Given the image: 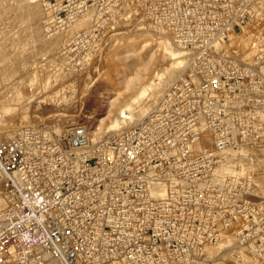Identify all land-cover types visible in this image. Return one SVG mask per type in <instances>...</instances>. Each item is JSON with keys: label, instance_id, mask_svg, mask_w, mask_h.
<instances>
[{"label": "built area", "instance_id": "2783aa9c", "mask_svg": "<svg viewBox=\"0 0 264 264\" xmlns=\"http://www.w3.org/2000/svg\"><path fill=\"white\" fill-rule=\"evenodd\" d=\"M115 2L129 4L155 31H170L191 61L157 105L129 128L96 140L85 124L26 127L0 138V264H209L205 246L192 260L168 234L181 228L186 209L175 199L181 195V187L175 188L181 167L176 175L169 172L170 149L181 140V128L196 125L199 115L210 116L213 124L227 117V105L239 95L251 98L256 113L264 115V93L248 91L245 78L208 71L224 58L216 54L218 44L264 19V9H257L258 0ZM231 80L238 93L227 88ZM185 108L191 113L187 123L181 117ZM248 111L239 108L233 116ZM214 126L216 150L198 159L219 156L232 145L229 133L236 141L253 129ZM161 188L165 195L156 197ZM257 208L259 222L244 207L233 208L226 221L237 227L239 246L264 259V206ZM213 237L221 235L216 231Z\"/></svg>", "mask_w": 264, "mask_h": 264}, {"label": "rangeland", "instance_id": "374dc122", "mask_svg": "<svg viewBox=\"0 0 264 264\" xmlns=\"http://www.w3.org/2000/svg\"><path fill=\"white\" fill-rule=\"evenodd\" d=\"M37 7L40 8L37 9ZM130 8L129 4H121L119 6L115 0H0V91H4L3 93L0 92V96L1 94L3 96L0 98V103H9L11 101L10 103L15 107L11 119L15 123L14 128L16 129L12 130L13 126L6 123H4L6 126L0 124L1 139L12 138L20 129L26 127L68 128L78 124H85L91 131L97 127L102 128L104 133L100 136H107L120 131L115 129L105 130L112 119L120 112L122 106L131 100L129 98L140 94L153 78L170 64L169 57L164 56L157 57L156 61L151 64L150 57L158 49V43L154 37L159 38L164 33L155 31L147 24H145V28L144 23H146V20H136L135 17L138 15L131 13ZM28 9L30 10L28 11ZM257 9H264V0H258ZM34 12L37 14H34ZM89 17L90 21H88ZM92 17H95V19L92 20ZM78 19L82 22L78 21ZM139 21L143 24H139ZM38 22L39 26L35 25ZM83 22L84 24H82ZM140 25L143 26L140 27ZM71 28L74 30L73 32ZM135 28L145 31L147 34H137ZM36 29H38L37 32L40 31V34L36 33L37 36L39 35L38 37L35 35ZM165 33L169 37H173L170 31H165ZM42 36L46 38L43 39ZM253 42L256 43L259 49L251 57L247 54ZM221 43L222 46H218L219 50L216 54L222 55L224 58L220 59L221 63L216 64L215 67H210L208 71L212 73L225 72L233 79H235V76H239V80L245 78L247 84H249L246 87L248 91L264 93V19H256L246 24L237 30L230 39H226ZM36 45L40 47L37 49ZM176 45L180 47L178 44ZM22 46H25V48ZM183 50L187 51L186 49ZM27 51L31 52L32 55L30 53L28 55ZM26 55L29 56V59L25 60L24 57ZM52 56L54 57V61L53 59L52 61L55 62V65L52 62L53 67L51 64L48 65L50 63L48 61L51 60ZM61 57L63 58L61 59ZM64 57L67 58L64 59ZM33 59L35 60L33 61ZM24 61L32 65L28 64V66L26 64V66ZM190 61L191 58L185 67L180 68L174 74L172 77L174 80L170 79L169 83H167V79H164L165 83H163L166 85H164L165 87H163V90L158 95L162 97L184 75ZM14 62L17 64H14ZM21 64L24 65L23 68L20 67ZM43 65L48 71L43 70ZM34 66L38 70L40 68L39 72L42 74L44 71L45 73L44 76L41 73L39 74L37 82L32 84L33 88L31 85L32 80L28 81V78L33 77V74L29 73L30 76H27V73L31 72L30 70L33 73ZM24 68H27L26 70L29 68V71L26 73ZM16 69L18 70L16 71ZM19 70H24L25 72H22L24 74H21ZM56 72H60L61 75ZM62 74L66 75L63 77ZM20 76L23 77L20 78ZM57 76L58 78H56ZM198 76L200 77V75ZM14 77L17 80L19 78L18 81L21 82L17 81L14 83L16 81ZM199 77L197 79H200ZM21 79L26 80L23 81ZM131 80H136L137 84L129 89L127 86ZM54 81L58 85L56 82L53 85L52 82ZM10 82L15 84V89L10 86L12 84ZM230 82L232 84L227 85V88L232 87L231 89L238 93V86L232 80ZM21 84L22 86L18 87ZM5 87H7L6 90L12 87L7 90L10 97L5 92ZM13 91L16 92L14 93ZM150 92L153 93V90H150ZM16 93L20 94V96H22V93L23 95L25 94L23 97L25 99L20 96L22 98H19L20 100L15 98L18 97ZM151 95L153 96L150 93L147 95L148 98L146 96L142 100L145 102H143L145 106L151 105L149 110L154 108L161 98L158 95L155 98ZM245 95L247 98L249 94ZM11 96L12 99L14 98V102L11 100ZM240 96L242 97L241 99L237 98L239 100L236 99L229 102L227 105L230 111L229 115L220 119L218 118L216 124L210 122V116L199 115L198 121L195 122L196 125H188L185 128H181V140L177 141V144L170 150L169 172L176 175L177 168L181 167V184H175V188L181 187V195L175 199L181 202V208L186 209L181 212V228L168 229V234L170 238L172 237L181 243V250H184V253L192 260L194 258L198 259L200 255L202 256L200 248L203 246H205L203 249L204 256L209 261V264H215L214 259L216 254H221L228 249L233 251V256H231L233 262L241 260L243 250L250 256L256 257L251 248L239 246L237 227L227 226L228 223L226 221L234 216V212H232L233 208L244 207L248 210L250 218L259 222L262 211L257 207L264 206V183L263 181L259 182L256 180L255 167H253L259 157L260 163L264 165V153H261L260 150L263 147L259 146L263 143H259V141H263L264 139V132L261 133L259 131L260 128H264V122H261L264 121V115L256 113L253 106L254 101H251V98L246 100L244 95ZM29 97H32L31 102ZM3 98L6 100H3ZM24 101L25 103L28 102V106L27 104L24 105ZM26 107H28V112L26 109H23ZM137 108L135 107L132 111L126 110L125 113L135 112L139 109ZM239 108H245L249 111L247 114L236 118L233 116V111L236 112ZM22 109L25 111L24 113H22ZM149 110H147L146 114ZM183 113L184 115L181 117L186 119L183 123H187V119L191 118V113L186 108ZM144 116L138 117L135 123L125 128L135 125ZM21 117L22 120L20 121ZM102 118L103 121H100ZM236 119L238 125L234 124ZM217 124L224 125V127L227 125L228 127L226 128L240 126L253 129H251L247 137L241 134L242 137L236 141L233 140V136L229 133L230 143L233 146L229 145L228 148L215 158L207 156L204 159H198L197 156L216 150L215 131H218L219 128H214V125ZM189 126L190 128H188ZM205 132L210 133L213 143L209 147H198L196 144ZM179 159H181V163ZM215 169L220 170V180L213 177ZM176 178L179 177L177 176ZM155 196L159 197L156 194ZM213 222H216V225L221 227H208ZM225 230L232 232L236 240L232 239L231 241L223 237L224 235L222 236V234ZM216 231L221 235L217 240L213 237ZM217 244L219 247H214ZM207 246L211 248L208 250ZM211 249H214V251ZM211 251L213 252L211 253ZM240 254L241 257L239 258L238 255ZM256 258L262 262L264 261V259Z\"/></svg>", "mask_w": 264, "mask_h": 264}, {"label": "bare ground", "instance_id": "6f19581e", "mask_svg": "<svg viewBox=\"0 0 264 264\" xmlns=\"http://www.w3.org/2000/svg\"><path fill=\"white\" fill-rule=\"evenodd\" d=\"M59 3V2H58ZM58 5V4H57ZM80 5V4H79ZM63 6V5H62ZM35 7V6H34ZM54 7V6H53ZM36 8V7H35ZM35 8H34V10H35ZM38 8H40V7H37V9ZM31 9V8H30ZM30 9H28V11L30 10ZM27 11V12H28ZM33 11V10H32ZM38 11V10H37ZM36 11V12H37ZM36 12H34V14H37ZM40 12V11H39ZM95 12V11H94ZM100 12V11H99ZM30 13V12H29ZM28 13V14H29ZM46 13H48V12H46ZM60 13V12H59ZM75 13V12H74ZM49 14V13H48ZM76 14V13H75ZM74 14V15H75ZM33 15V14H32ZM89 15V14H88ZM95 15V14H94ZM29 16V15H28ZM31 16V15H30ZM51 16V15H50ZM71 16V15H70ZM90 16V15H89ZM86 17V16H85ZM84 17V18H85ZM88 17V16H87ZM51 18H52V16H51ZM77 18V17H76ZM93 18V17H92ZM136 18V20H139V19H143L142 17H140V16H137V17H135ZM88 19V18H87ZM95 19V17L92 19V20H94ZM38 20V19H37ZM49 20H51V19H49ZM60 20V19H59ZM86 20V19H85ZM64 21V20H63ZM77 21V20H76ZM78 21H80V19H78ZM77 21V22H78ZM88 21H90V17H89V20ZM80 22H82V21H80ZM85 22H87V21H85ZM68 23V22H67ZM89 23V22H88ZM95 23V22H94ZM141 22L139 21V24H140ZM39 24V22L37 23V24H35V25H38ZM41 24H42V22H41ZM55 24V23H54ZM65 24V23H64ZM70 24V23H69ZM82 24H84V22L82 23ZM141 24H143V23H141ZM145 24H147V22L146 23H144V26H145V28H146V25ZM76 25H77V23H76ZM81 25V24H80ZM138 25V24H137ZM39 26V25H38ZM78 26V25H77ZM76 26V27H77ZM89 26V25H88ZM143 26V25H142ZM141 25H140V27H142ZM43 27V26H42ZM55 27V26H54ZM72 27V26H71ZM80 27V26H79ZM78 27V28H79ZM140 27H138V28H140ZM37 28V27H36ZM57 28V27H56ZM73 28V27H72ZM71 28V29H72ZM138 28H135L136 30V33L137 34H140V33H145V31H140ZM144 28V29H145ZM142 29V28H141ZM37 30L38 29H36L35 30V35H36V33L37 34H40V31H38L37 32ZM50 30V29H49ZM67 31V30H66ZM74 30L72 29V32H73ZM33 32V31H32ZM41 32H42V29H41ZM164 34H162V36L160 35L159 36V38H157V37H154L155 38V40H157V43H158V49L151 55V64H153L155 61H156V59H157V57H159V56H161V57H169V59H170V64L168 65V67L165 69V70H162V71H160L158 74H157V76L156 77H154L153 78V80L149 83V85L146 87V88H144V90H142L141 92H140V94H138V95H136V96H132L131 98H129V99H131L127 104H125L124 106H122V108H121V110H120V112L112 119V121L108 124V128H106V130L105 131H109V130H112V129H115V130H121V129H125V127H128L129 125H131L132 123H135V121L137 120V118L139 117H141V116H144L145 114H146V112H147V110H149V108H150V106L148 107L147 105L145 106L144 104H143V102L144 101H142V100H144L145 99V97L147 96V95H149L150 93L151 94H153V96L152 97H157V95L160 93V91H162L163 90V87H165L164 85H166V84H164L165 83V80L164 79H167L166 81H168L167 83H169V81H170V79H172V77L174 76V74L180 69V68H182V67H185V65L189 62V60H190V58H191V56H190V53H189V51L187 52H185V50H183L182 48H180V47H177V45H176V43H175V41H174V39L173 38H171V37H169L165 32H163ZM33 34V33H32ZM74 34V33H73ZM137 34H136V36H137ZM143 34H141V35H143ZM145 34H147V33H145ZM144 34V35H145ZM51 35V34H50ZM56 35V34H55ZM61 35V34H60ZM70 35V34H69ZM141 35H138V36H141ZM32 36V35H31ZM37 36V35H36ZM39 36V35H38ZM37 36V37H38ZM46 36H47V34H46ZM32 37H34V36H32ZM44 36H42V38H43ZM59 37V36H58ZM40 38H41V36H40ZM46 38V37H45ZM45 38H43V39H45ZM57 38V37H56ZM153 38V39H154ZM65 39V38H64ZM36 40V39H35ZM38 40V39H37ZM50 40V39H49ZM40 42H41V40H39ZM47 41V40H46ZM247 41V40H246ZM62 43H63V41H62ZM30 44V43H29ZM221 45H219L218 44V46H222V43H220ZM40 45V44H39ZM37 46V45H36ZM22 47H24L25 48V46H22ZM38 47H40V46H37L36 48L38 49ZM55 47V46H54ZM21 48V47H20ZM50 48V47H49ZM48 48V49H49ZM61 48V47H60ZM219 48H221V47H219ZM245 48H246V44H245ZM47 49V50H48ZM59 49V48H58ZM259 49V47L256 45V43L255 42H253L252 43V47L251 48H249V53L247 54V55H250L251 57L255 54L254 52L255 51H257ZM22 50H23V48H22ZM39 50H41V49H39ZM60 50V49H59ZM61 50H62V48H61ZM33 51V50H32ZM38 51V50H37ZM42 51V50H41ZM55 51V50H54ZM58 51V50H57ZM14 52V51H13ZM12 52V53H13ZM15 52H16V50H15ZM28 52V51H27ZM29 53L31 54V52H28V55H29ZM41 53V52H40ZM42 53H44L43 51H42ZM41 53V54H42ZM48 53V52H47ZM26 54V53H25ZM50 54V53H49ZM56 54V53H55ZM55 54H53V55H55ZM23 55V54H22ZM28 55H26V56H28ZM32 55V54H31ZM34 55V54H33ZM36 55H38V54H36ZM66 55V54H65ZM11 56H12V54H11ZM26 56L24 57L25 58V60L26 59H29V56H28V58H26ZM51 56V55H50ZM64 56V55H63ZM68 56V55H67ZM34 57H35V55H34ZM41 57V56H40ZM57 57V56H56ZM19 58H20V56H19ZM22 58H23V56H22ZM54 57L52 56V58H51V60L50 59H48V60H50V61H48V65H50L51 64V66H52V62L54 61V59H53ZM63 57H61V59H62ZM65 58H67V57H64V59ZM36 59V58H35ZM35 59H33V61L35 60ZM52 59H53V61H52ZM56 60V59H55ZM68 60V59H67ZM30 61V60H29ZM36 61H37V59H36ZM46 61V60H45ZM56 61H58V60H56ZM65 61V60H64ZM22 62V61H21ZM25 62V61H24ZM28 62V61H27ZM38 62V61H37ZM42 62V61H41ZM61 62H63V61H61ZM71 62V61H70ZM23 63V62H22ZM33 63V62H32ZM54 63V65H55V62H53ZM14 64H17V63H15L14 62ZM24 64V63H23ZM23 64H21L20 65V67H24V65ZM27 63L25 62V65H26ZM29 64V63H28ZM27 64V65H28ZM34 64V63H33ZM44 65H45V63H43ZM47 64V63H46ZM58 64H60V62L58 61ZM26 65V66H27ZM29 65H32V64H29ZM28 65V66H29ZM35 65V64H34ZM43 65V70H47V69H45V66ZM47 65V66H48ZM53 65V66H54ZM61 65H63V63H61ZM65 65V64H64ZM7 66H9V65H7ZM36 66V65H35ZM34 66V69H33V73H32V70H30L31 72H28L27 73V71H29V68H28V70H26L27 68H24V70H26V73L28 74L27 76H30V74L29 73H31V74H33V77H31V78H28V81L29 80H32L31 82V85L32 84H35V82H37L36 80H38L39 78H38V76H40L39 74L41 73V72H39V70H40V68H39V70L36 68ZM42 66V65H41ZM51 66H49V67H51ZM52 66V67H53ZM59 66V65H58ZM261 66V65H260ZM31 67V66H30ZM37 67H38V65H37ZM51 67V68H52ZM56 67V66H55ZM63 67V66H62ZM61 67V68H62ZM68 67V66H67ZM264 67V66H263ZM2 68V67H1ZM9 68H10V66H9ZM42 68V67H41ZM48 68V67H47ZM61 68H60V70H61ZM7 70H10V69H8V68H6ZM20 69V68H19ZM31 69V68H30ZM18 69H16V71H17ZM22 70V69H21ZM23 70V71H24ZM50 70H52V69H50ZM79 70V69H78ZM262 70V69H261ZM15 70H14V72H16ZM20 71V70H19ZM18 71V72H19ZM23 71H20V73L21 74H24V73H22ZM45 71H44V73H45ZM48 71V70H47ZM25 72V71H24ZM263 72H264V70H263ZM8 73V72H7ZM44 73L42 74V76H44ZM47 73V72H46ZM56 73H60V72H56ZM63 73V72H62ZM73 73V72H72ZM78 73V72H77ZM16 74V73H15ZM55 74V73H54ZM57 74V75H58ZM18 75V74H17ZM59 75H61V73L59 74ZM66 74H62V76L64 77ZM15 76V75H14ZM25 76V75H24ZM51 76V75H50ZM61 76V77H62ZM10 77V76H9ZM23 77V76H22ZM21 76H20V78H22ZM45 77H46V75H45ZM61 77H59V78H61ZM15 78V77H14ZM26 79H27V77H25ZM48 78V77H47ZM56 78H58V76L56 77ZM68 78H70V77H68ZM9 79H12V78H9ZM16 79V78H15ZM26 79H21V80H26ZM65 79H66V77H65ZM178 79V78H177ZM18 80H19V78H18ZM17 79H16V81H14V83L15 82H17L18 81ZM58 80H61V79H58ZM57 80V82L59 83V81ZM172 80H174V79H172ZM10 81V80H9ZM22 81V82H23ZM13 82V81H12ZM12 82H10V83H12ZM18 82H21V81H18ZM30 82V81H29ZM56 81H54V82H52L53 83V85L54 84H56L55 83ZM62 82V81H61ZM164 82V83H163ZM25 83H27L26 81H25ZM50 83V82H49ZM58 83H57V85H58ZM161 83H163L162 85H160ZM20 84V83H19ZM23 84V83H22ZM22 84L21 85H19L18 87H20V86H22ZM28 84V83H27ZM60 84V83H59ZM137 84V81L136 80H131V81H129L128 82V86L127 87H129V89L131 88V87H133V86H135ZM1 85H2V83H1ZM14 85L15 84H11L10 86H12V87H14ZM24 85H26V84H24ZM23 85V86H24ZM50 85H52L51 83H50ZM33 86V85H32ZM38 86V85H37ZM46 86V85H45ZM4 87V86H3ZM11 87V88H12ZM17 87V86H16ZM17 87V88H18ZM44 87V86H43ZM56 87V86H55ZM6 88L7 87H5V92L7 93V90H9V89H11V88H9V89H7L6 90ZM33 88H34V86H33ZM42 88V87H41ZM13 89H15V87L13 88ZM37 89V88H36ZM39 89H40V87H39ZM44 89V88H43ZM45 89H46V87H45ZM52 89V88H51ZM62 89V88H61ZM4 90V89H3ZM21 90V89H20ZM41 90V89H40ZM150 90H153V93L152 92H150ZM18 91H19V89H18ZM17 91V92H18ZM34 91H36V90H34ZM1 92V91H0ZM4 91H2L1 93H3ZM14 92V91H13ZM16 92V91H15ZM14 92V93H15ZM21 92V91H20ZM6 93H5V95H6ZM35 93V92H34ZM161 93H163V92H161ZM17 95H18V93H16ZM36 94V93H35ZM58 94H60V93H58ZM7 95L9 96V94L7 93ZM13 95V94H12ZM25 95V94H24ZM24 95H23V93H22V96H20V94L18 95V97H15V98H20V97H24ZM31 95V94H30ZM33 95V94H32ZM161 95H163V94H161ZM20 96V97H19ZM35 96V95H34ZM158 96H160V95H158ZM3 96H2V94H1V96H0V98H2ZM10 97V96H9ZM8 97V98H9ZM14 97V96H13ZM28 97V96H27ZM26 97V98H27ZM33 97V96H32ZM32 97L30 98L29 97V99H30V102L32 101L31 99H32ZM161 97V96H160ZM7 98V99H8ZM22 98H20V99H22ZM146 98H148V96L146 97ZM19 99V100H20ZM23 99H25V98H23ZM158 99V98H157ZM156 99V100H157ZM3 100H6V99H4L3 98ZM9 100V99H8ZM11 100L14 102L15 100H14V98L12 99V96H11ZM17 100V99H16ZM148 100V99H147ZM155 100V99H154ZM27 101V100H26ZM29 101V100H28ZM11 102V101H10ZM0 103V124L2 125H5L6 126V124H8V125H10V126H13V128H12V130H14L15 128V123L12 121V119H11V116H12V112H13V110L15 109V107H13V104L12 103ZM147 102V101H146ZM16 103V102H15ZM28 103V102H27ZM27 103H25V101H24V105L25 104H27ZM145 103V102H144ZM153 105H154V103H153ZM27 106H28V104H27ZM137 108L138 110L137 111H135V112H130L129 114H126L125 113V111L126 110H131L132 111V109H134V108ZM23 109H26V111L28 110V107H26V108H23ZM22 109V110H23ZM29 111V110H28ZM27 111V112H28ZM150 111V110H149ZM25 111L23 110L22 111V113H24ZM22 116H23V114H22ZM253 116V115H252ZM22 120V117L20 118V121ZM24 121H25V119H24ZM28 121H30V120H28ZM59 121V120H58ZM100 121H103V118L102 119H100ZM231 122V121H230ZM4 123H6V124H4ZM59 123V122H58ZM137 123V122H136ZM21 124V123H20ZM9 126V127H10ZM18 126V125H17ZM16 126V128H18ZM22 126V125H21ZM31 126H33V125H31ZM99 126V125H98ZM58 127V126H57ZM4 129V128H3ZM11 129V128H10ZM60 129V128H59ZM108 129V130H107ZM16 130V129H15ZM103 131H102V128H100V127H97L95 130H93L92 131V134H93V137H94V140H96V139H99V137H100V135H103ZM13 134V133H12ZM10 135H11V133H10ZM9 135V136H10ZM14 135H15V133H14ZM11 136H13V135H11ZM264 138V137H263ZM256 142V141H255ZM261 142H263V143H261ZM212 143H213V139H212V137H211V135H210V133H208V132H205L203 135H201V137H200V140L198 141V143L196 144L198 147H209V145H212ZM259 143H261L262 145H259V146H262L263 147V149H260L261 150V153L263 152L264 153V139H263V141H259ZM241 144V143H240ZM233 146V145H232ZM239 146V145H238ZM171 150V149H170ZM233 150V149H232ZM240 151V150H239ZM248 151V150H247ZM171 152V151H170ZM173 152V151H172ZM233 153H235V152H233ZM239 153V152H238ZM241 153V152H240ZM244 153V152H243ZM251 153V152H250ZM232 154V153H231ZM249 154V153H248ZM248 154H247V157H248ZM237 155V154H236ZM241 155V154H240ZM239 155V156H240ZM245 156V155H244ZM250 156H251V154H250ZM241 157V156H240ZM259 157V156H258ZM240 159V158H239ZM245 160V159H244ZM248 160V159H247ZM252 160V159H251ZM256 160V159H255ZM254 160V161H255ZM237 161H238V159H237ZM229 162H230V160H229ZM240 162H243V161H240ZM234 164V163H233ZM232 166V165H231ZM241 167V166H240ZM253 167H255V172H256V180L257 181H263V183H264V165L263 164H261L260 163V157H259V159L257 160V162L255 163V166L253 165ZM234 169V168H233ZM236 170V169H235ZM220 172V170H218V169H215L214 170V173H213V177H214V179H218V180H220L221 178H220V176H219V173ZM230 172H232V171H230ZM212 178V177H211ZM213 179V178H212ZM185 180V179H184ZM204 185V184H203ZM154 191H157V189H154ZM155 194L156 195H158V196H164L165 195V190L163 189V188H161V189H159L158 191H157V193L155 192ZM4 205V200H3V197L0 195V207H2ZM224 235V236H223ZM222 236L223 237H225L226 239H229V240H231L232 241V239H234V240H236L235 239V237L233 236V234H232V232H227L226 230H225V232L222 234ZM234 237V238H233ZM222 240H224V239H222ZM235 243H236V241H235ZM222 244V243H221ZM237 244V243H236ZM209 246H211V245H209ZM208 247V246H207ZM214 247H216V248H218L219 246H218V244H217V246H214ZM213 246H212V248H214ZM211 247H208V250L210 249ZM207 249V248H206ZM211 250H213L214 251V249H211ZM213 251H211V253L213 252ZM216 252V251H215ZM220 252V251H219ZM233 251L230 249H228L227 251H223L221 254H218L217 252V254L216 253H214V254H216V256H215V264H264V261L262 262V261H260L259 259H257L256 257H252V256H250L248 253H246V252H244V250H243V255H242V258H241V260H237V261H232L231 260V256H233V253H232ZM212 257V256H211ZM236 257V256H235ZM234 258V257H233ZM212 259V258H211Z\"/></svg>", "mask_w": 264, "mask_h": 264}]
</instances>
